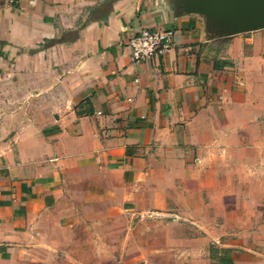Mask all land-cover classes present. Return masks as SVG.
<instances>
[{"label": "crops", "instance_id": "crops-1", "mask_svg": "<svg viewBox=\"0 0 264 264\" xmlns=\"http://www.w3.org/2000/svg\"><path fill=\"white\" fill-rule=\"evenodd\" d=\"M143 27L174 46L134 63ZM55 70L65 103L39 117ZM200 262L264 264V28L178 0H0V264Z\"/></svg>", "mask_w": 264, "mask_h": 264}, {"label": "water", "instance_id": "water-1", "mask_svg": "<svg viewBox=\"0 0 264 264\" xmlns=\"http://www.w3.org/2000/svg\"><path fill=\"white\" fill-rule=\"evenodd\" d=\"M178 6L226 35L264 28V0H178Z\"/></svg>", "mask_w": 264, "mask_h": 264}, {"label": "built area", "instance_id": "built-area-1", "mask_svg": "<svg viewBox=\"0 0 264 264\" xmlns=\"http://www.w3.org/2000/svg\"><path fill=\"white\" fill-rule=\"evenodd\" d=\"M11 7H18L20 0H1ZM175 31L171 28L143 27L128 39L130 59L141 63L164 56L174 46Z\"/></svg>", "mask_w": 264, "mask_h": 264}, {"label": "rangeland", "instance_id": "rangeland-1", "mask_svg": "<svg viewBox=\"0 0 264 264\" xmlns=\"http://www.w3.org/2000/svg\"><path fill=\"white\" fill-rule=\"evenodd\" d=\"M60 71V70H59ZM54 89H55V98L52 99V98H47L46 96V87L43 86V90L42 91V88L40 87V90H38V98H36L35 100V103L33 104V107L35 108V111L32 112L33 114L37 115L39 114V117L42 116L43 114H46V113H51L53 112V107L55 106V110L62 106L65 102L64 101H61L63 100V98L61 97L62 95V86L58 84V70H55V86H54ZM28 91L30 92L29 90V87H28ZM23 100V99H22ZM19 101V99L17 100L15 98V100H12V102L10 103L11 107H16V108H19V106H21L22 103H26V108L29 106L28 104V101ZM37 108V110H36ZM29 113H31V111H29ZM203 234V233H202ZM210 243H200L199 244V253H200V256L203 255L204 251L206 252L207 249H208V245ZM203 259H204V255H203ZM72 264H77V263H72ZM201 264V262H200Z\"/></svg>", "mask_w": 264, "mask_h": 264}]
</instances>
